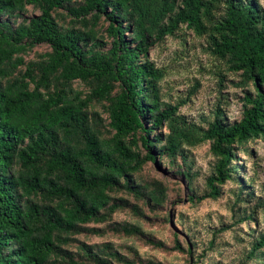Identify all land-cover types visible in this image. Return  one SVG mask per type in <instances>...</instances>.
Instances as JSON below:
<instances>
[{
  "label": "trees",
  "instance_id": "trees-1",
  "mask_svg": "<svg viewBox=\"0 0 264 264\" xmlns=\"http://www.w3.org/2000/svg\"><path fill=\"white\" fill-rule=\"evenodd\" d=\"M28 5L40 13L9 22ZM66 6L76 22L88 25L91 17L92 25L63 28L54 11ZM103 16L109 48L94 28ZM185 24L206 35L213 55L240 74L238 86L254 87L239 120L227 123L217 111L205 127L179 120V105L162 101L158 83L165 72L150 60L149 48ZM40 44L49 46L41 60L10 78ZM77 80L88 90L75 88ZM96 103L108 112L111 136L97 125ZM165 125L167 135L157 132ZM259 137L264 7L256 0H0V264H52L70 233L119 208L111 191L122 180L134 189L129 179L145 160L175 157L185 145L211 142L218 161L207 196L216 198L219 185L242 169L233 163L235 147ZM263 247L261 233L252 254L261 250L264 261Z\"/></svg>",
  "mask_w": 264,
  "mask_h": 264
},
{
  "label": "rangeland",
  "instance_id": "rangeland-1",
  "mask_svg": "<svg viewBox=\"0 0 264 264\" xmlns=\"http://www.w3.org/2000/svg\"><path fill=\"white\" fill-rule=\"evenodd\" d=\"M264 7V0H256ZM70 6V5H68ZM40 13L28 5L9 17L13 25ZM63 28L91 26L76 22L68 7L54 11ZM7 18V15L6 17ZM109 21L103 16L94 28L100 42L109 48L111 38L106 31ZM130 36V33H126ZM49 50L47 44L36 45L25 54V64L9 77L25 71L29 62H38ZM148 56L165 75L159 81L162 101L179 105V120L203 126L220 111L227 123L242 117L244 96L254 87H240L241 76L230 71L225 61L216 58L206 35L199 36L187 25L156 41ZM5 81V79H4ZM80 90L88 85L73 83ZM119 88L117 87L114 92ZM96 122L105 136H111L108 112L96 103ZM94 118V117H93ZM149 127V123L145 121ZM167 135V125L157 129ZM155 130L151 132L154 136ZM163 143L165 142L162 141ZM233 163L242 167L233 178L219 185L220 195L207 196L208 177L215 173L218 157L211 142L184 146L175 157L162 155L155 161L145 160L132 173L125 188L124 180L112 189L114 212L104 210L102 220L79 226L70 239L52 255V264H264L260 251L252 254L255 239L264 233V137L238 145ZM142 156L145 149L139 148ZM108 214V215H107ZM252 214L253 219L246 216ZM127 229H133L128 232ZM152 240H161L157 247ZM264 250V247L262 248Z\"/></svg>",
  "mask_w": 264,
  "mask_h": 264
}]
</instances>
